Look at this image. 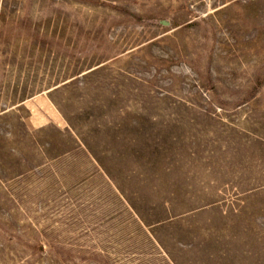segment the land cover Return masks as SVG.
<instances>
[{"label":"rangeland","instance_id":"obj_1","mask_svg":"<svg viewBox=\"0 0 264 264\" xmlns=\"http://www.w3.org/2000/svg\"><path fill=\"white\" fill-rule=\"evenodd\" d=\"M0 264H264V0H0Z\"/></svg>","mask_w":264,"mask_h":264}]
</instances>
